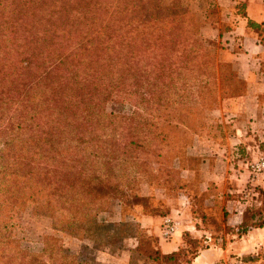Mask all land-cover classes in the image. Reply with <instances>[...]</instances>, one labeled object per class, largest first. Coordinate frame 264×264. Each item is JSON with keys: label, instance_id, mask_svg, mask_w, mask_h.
<instances>
[{"label": "trees", "instance_id": "obj_1", "mask_svg": "<svg viewBox=\"0 0 264 264\" xmlns=\"http://www.w3.org/2000/svg\"><path fill=\"white\" fill-rule=\"evenodd\" d=\"M188 1L0 0V264H27L13 217L28 207L72 233L88 211L136 197L151 161L157 185L174 190L181 161L172 122L195 131L214 88L246 93L234 62L218 59L228 13L205 0L200 18ZM113 100L133 109L109 111ZM255 215L241 217L238 236L264 225ZM194 220L199 229L205 217ZM134 236L162 264H189L208 247L188 230L168 253L143 229ZM37 257L84 264L52 233Z\"/></svg>", "mask_w": 264, "mask_h": 264}, {"label": "rangeland", "instance_id": "obj_2", "mask_svg": "<svg viewBox=\"0 0 264 264\" xmlns=\"http://www.w3.org/2000/svg\"><path fill=\"white\" fill-rule=\"evenodd\" d=\"M188 2L201 18V12L207 6L205 0ZM203 30L205 33L202 36H211L207 26ZM224 48L223 45L217 49L218 59L229 61L224 58ZM190 90L196 93V88ZM213 91V98L205 104L207 108L195 131L179 122L171 124L172 133L180 139L177 144V155L181 161L177 168L180 177L174 174V178L179 179L172 180L175 182L174 190L162 189L157 185L156 179L160 178L161 173L158 174V164L151 161L148 165L149 177L139 175L136 197L114 198L98 210L88 211L85 218L75 224L72 233L59 230L41 210L31 212L34 210L32 206L16 213L13 219L21 224L18 237L27 251V264H37L45 233L57 236L59 242L84 264H115L120 255L128 258L124 264H162L136 249L138 242L134 234L139 227L145 231L152 245H158L162 218L167 215L175 217L171 207L184 206L180 200L187 203L186 211L193 220L201 215L205 217L199 223L201 232L196 235L199 247L223 248L229 264H264V225L250 228L241 236L236 234L243 215L248 223L251 213L256 214V222L264 219V191L260 192L264 190V174H255L250 169V163L264 152V141L257 142L258 146L247 151V154L246 149L242 152L241 148H245V145L242 142L234 143L235 128L230 121L234 116L226 108V100L237 96H221L219 88ZM106 109L126 112L133 107L126 102L113 100L107 102ZM250 143L256 144L253 140ZM226 153H229V159ZM232 155H235L234 159ZM241 158L246 161V172L242 168L244 164L239 161ZM166 166V162L161 164L164 171L168 168ZM180 191L187 197L181 195ZM143 215L153 218L155 233H150L140 223Z\"/></svg>", "mask_w": 264, "mask_h": 264}, {"label": "crops", "instance_id": "obj_3", "mask_svg": "<svg viewBox=\"0 0 264 264\" xmlns=\"http://www.w3.org/2000/svg\"><path fill=\"white\" fill-rule=\"evenodd\" d=\"M222 13H228L225 18L229 29L221 38L225 48L223 49L225 60L234 62L242 77L246 80V93L226 100V108L234 118L230 119L235 128L233 135L235 142H242L247 151L255 148L257 142L264 141V0H214ZM236 117V118H235ZM253 140L256 144H251ZM229 153H226V158ZM235 155L231 158L234 159ZM244 164V158L239 160ZM237 162V161H235ZM233 164V163H232ZM213 174V173H212ZM180 200V199H179ZM184 206L174 209L172 214L179 219L180 227L167 239L160 238L158 246L163 253L176 250L182 245L183 230L190 231L194 236L201 230L196 226L195 220L187 212L188 205L180 200ZM140 223L148 228L150 233H155L152 228L153 218L143 215ZM161 221V220H160ZM121 256V255H120ZM117 256L118 262H127L126 256ZM189 264H229L226 260V252L221 247H205ZM231 264H234L231 262Z\"/></svg>", "mask_w": 264, "mask_h": 264}, {"label": "built area", "instance_id": "obj_4", "mask_svg": "<svg viewBox=\"0 0 264 264\" xmlns=\"http://www.w3.org/2000/svg\"><path fill=\"white\" fill-rule=\"evenodd\" d=\"M250 169L255 174H264V152L257 160L250 163ZM179 219L171 216H164L161 221L160 236L164 239L170 238L179 228Z\"/></svg>", "mask_w": 264, "mask_h": 264}]
</instances>
